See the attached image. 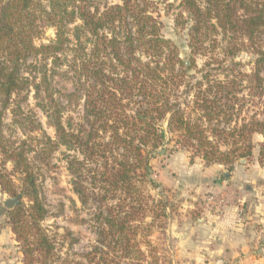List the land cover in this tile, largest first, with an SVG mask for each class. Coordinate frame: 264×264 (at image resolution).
Instances as JSON below:
<instances>
[{"label":"trees","instance_id":"1","mask_svg":"<svg viewBox=\"0 0 264 264\" xmlns=\"http://www.w3.org/2000/svg\"><path fill=\"white\" fill-rule=\"evenodd\" d=\"M119 1L0 0V159L11 163L18 183L0 171V190L17 200L6 216L22 264L157 261L149 238L169 207L147 189L158 186L151 162L166 136L177 138L174 148L192 158L229 168L251 157L252 135L258 134L257 163L264 168V0H174L191 22V39L210 25L222 41L216 78L210 82L211 71L201 72L189 111L171 100V92L179 91L190 65L161 34L146 0ZM48 29L54 38L43 43ZM241 53L252 56L248 72L230 67ZM54 78L69 82L71 92L58 91ZM30 94L54 137L31 110L19 107ZM245 98L252 116L230 127ZM13 100L12 123L31 141L26 150L8 145L1 133L3 112ZM59 151L77 202L93 208L89 221L78 223L90 224L94 244L71 256L42 226L49 216L41 193L44 170ZM71 206L77 211L74 200ZM70 235L61 239L72 247L77 240Z\"/></svg>","mask_w":264,"mask_h":264},{"label":"rangeland","instance_id":"2","mask_svg":"<svg viewBox=\"0 0 264 264\" xmlns=\"http://www.w3.org/2000/svg\"><path fill=\"white\" fill-rule=\"evenodd\" d=\"M101 4H119V0H100ZM201 3V0H197ZM148 11L161 24V34L171 41L179 52V57L185 63L187 76L182 81L177 92H171V100L177 101L180 108L189 111L194 106L196 93L191 87L200 81V74L207 69L211 71L210 82L216 78L213 68L218 67V62H223L222 41L210 25L200 26L198 32L190 38L189 27L191 22L183 13L182 6L174 0H146ZM42 42L54 38L52 29L44 31ZM236 65L230 67L248 72L251 68L252 56L241 53L234 60ZM54 87L58 91L71 92L69 82L54 78ZM187 86V89L185 88ZM204 88V87H202ZM242 112L237 117L234 115L232 124L237 120L242 123L253 114L247 99L239 101ZM18 101H11L2 116L1 133L5 142L13 147L28 148L31 143L29 136L22 133L12 123L11 110H15ZM244 105V106H243ZM19 107L23 112L32 111L41 124L43 131L54 137L53 130L47 125L44 116L35 107L32 94L27 101L21 102ZM241 107V106H240ZM2 103H0V112ZM220 127H225L222 122ZM227 125V126H228ZM34 136H40L34 133ZM211 140L219 138L210 137ZM235 137L234 141H238ZM177 138L166 136L165 147L151 162L152 178L158 183L156 188L149 187L147 192L154 200L163 197L168 202L169 214L166 219L157 220L151 234L150 245L154 258L142 264H235V253L241 252L242 247L250 245L253 234H248L243 218V199H255V203H264V168L257 163L259 144L262 138L258 134L252 135V155L248 159L234 160L229 168L224 165H206L199 158H192L189 152L174 148ZM230 142L233 139H229ZM60 151H63L62 149ZM53 153L50 165L45 167L44 180L41 186L43 202L49 216L42 222V226L51 234L57 235V240L62 253L71 254L88 251L94 244L95 236L90 224H79L78 220L89 221L93 208L83 209L76 200L69 185V176L65 169V162L61 152ZM33 157V154H28ZM0 171L13 176L12 165L2 163ZM4 164V165H3ZM14 182L17 176H13ZM248 189V190H247ZM9 195L0 190V264H22V255L18 244L7 222L5 208L6 200H12ZM71 200L76 203L73 211ZM261 206L260 211H262ZM11 210V209H10ZM147 219L146 222H149ZM242 223V229L234 224ZM256 224L253 228L257 231L255 247L259 251L264 245V224ZM235 224V225H236ZM241 226V225H240ZM239 226V228H240ZM247 226H251L248 224ZM70 231L71 238L77 243L69 247L67 240H62L61 235ZM253 243V242H252ZM262 245V246H263ZM261 255L257 252L255 256Z\"/></svg>","mask_w":264,"mask_h":264},{"label":"crops","instance_id":"3","mask_svg":"<svg viewBox=\"0 0 264 264\" xmlns=\"http://www.w3.org/2000/svg\"><path fill=\"white\" fill-rule=\"evenodd\" d=\"M248 190V189H247ZM255 199H243L242 201V205L244 207L243 209V218L241 219L242 223L244 222L246 231L248 234H253V240L251 241L250 245H248L245 249V247L241 248V252L235 253V257H236V262L235 264H264V245L261 244L259 251H257V247H255V242L257 241V231L253 228V226H255L256 224H261V222H263L262 224H264V203H255ZM261 206H263V210L260 211ZM242 223L239 224H234L235 227H237V230H241L242 229ZM248 224H250L251 226H247ZM240 226V228H239ZM264 232L263 230L261 231V233ZM261 238H264V235L260 236ZM253 242V243H252ZM258 242V241H257ZM263 245V246H262ZM257 252H261V255L259 256H255V254Z\"/></svg>","mask_w":264,"mask_h":264},{"label":"water","instance_id":"4","mask_svg":"<svg viewBox=\"0 0 264 264\" xmlns=\"http://www.w3.org/2000/svg\"><path fill=\"white\" fill-rule=\"evenodd\" d=\"M17 203L16 199H12V200H6L4 203V206L6 209L10 210L13 208V206Z\"/></svg>","mask_w":264,"mask_h":264}]
</instances>
